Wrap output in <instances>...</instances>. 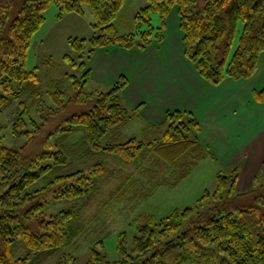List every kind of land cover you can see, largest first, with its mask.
Listing matches in <instances>:
<instances>
[{
	"label": "trees",
	"instance_id": "16d2710c",
	"mask_svg": "<svg viewBox=\"0 0 264 264\" xmlns=\"http://www.w3.org/2000/svg\"><path fill=\"white\" fill-rule=\"evenodd\" d=\"M148 1L135 21L138 28L143 22L150 28L123 35L114 21L125 0H0V112L17 102L12 132L25 139L19 148H8L0 127V264H43L54 255H59L57 264H80L79 257L64 251L80 233L73 224L75 211L49 215L46 208L50 199L91 194L109 170L102 155L128 163L155 156L174 172L180 170V179L207 157L201 124L187 110L168 112L167 127L162 133L154 131L160 134L154 140L125 138L122 128L134 114L121 101L124 78L108 91L90 92L87 70L80 78L70 74L55 81L44 92L39 67L28 69L27 62L52 4L59 19L68 13L84 15L89 6L96 34L69 38L79 57L86 53L88 40L89 53L111 44L148 45L154 30L151 13L160 12L165 23L177 5L185 54L198 64L202 77L219 84L227 77L249 79L257 72L264 53V0ZM157 36L163 37L161 32ZM64 58L77 64L71 54ZM254 98L264 102V87L254 90ZM237 180L236 172H219L214 193L207 190L197 207L176 209L161 219L140 217L130 249L128 234H119L121 259H109L95 244L86 264H264V183L235 194ZM204 203L208 207L197 211Z\"/></svg>",
	"mask_w": 264,
	"mask_h": 264
},
{
	"label": "rangeland",
	"instance_id": "374dc122",
	"mask_svg": "<svg viewBox=\"0 0 264 264\" xmlns=\"http://www.w3.org/2000/svg\"><path fill=\"white\" fill-rule=\"evenodd\" d=\"M148 3V0H125L114 21L120 34L150 28L146 22L138 24V28L135 21L137 13ZM85 11L84 15L68 13L59 19V9L52 4L45 12L46 20L33 38L27 62L28 69L39 67L44 92L52 90L55 81L70 74L80 78L87 70L90 71V79L86 89L90 92L108 91L124 78L127 83L120 90L121 101L134 117L122 128L123 135L146 141L154 140L157 135L160 136V131L164 132L168 112L184 111L195 105H198L197 110L204 108L199 103L207 93L204 91L198 95L196 91L195 79L202 75L198 64L185 54L177 5L171 8L165 23L160 12L151 13L150 22L154 30L153 40L148 45L142 47L137 44L128 48L111 44L97 47L89 53L91 44L88 40L86 53L79 57L71 49L69 38L90 39L96 34L88 5ZM159 32L162 39L157 36ZM237 43L238 36L231 55ZM66 54L74 57L75 66L65 60ZM82 62L85 63L83 66ZM67 86L71 87V84L68 82ZM16 113L17 102L0 112L3 145L8 148H19L25 142L12 132ZM149 127L151 130H147ZM158 129L159 132L155 133ZM210 133V156L200 160L183 179L179 177L180 170L174 172L173 166L155 156L128 163L117 156L102 155L100 160L109 170L91 194L81 199H50L48 202L46 210L49 215L65 209L75 211L73 224L80 228V233L64 251L79 257L80 264H86L91 258V248L96 244L109 259H121L117 249L120 233L128 234L130 249L140 217L152 215L161 219L176 209L197 207L199 198L207 190L214 193L219 172L228 176L234 172L238 174L235 194L260 187L264 183V134L256 133L246 140H243L244 134L238 138L230 135L215 144ZM228 133L235 135L233 130ZM252 139V151L240 146V143ZM36 149L37 145H34L33 150ZM240 150L246 151L247 155L237 156ZM213 154H217V158ZM208 205L204 203L196 209L204 210ZM196 216L197 212L191 219ZM101 241L103 244L99 243ZM58 257L54 255L43 264H57Z\"/></svg>",
	"mask_w": 264,
	"mask_h": 264
},
{
	"label": "crops",
	"instance_id": "0c3cea01",
	"mask_svg": "<svg viewBox=\"0 0 264 264\" xmlns=\"http://www.w3.org/2000/svg\"><path fill=\"white\" fill-rule=\"evenodd\" d=\"M195 83L198 95L204 91L207 93L199 103L204 108L197 110L198 105H195L187 111L192 112L201 124L200 142L207 157L210 156L209 152L212 149L209 143L210 132L211 140L215 144L230 135L238 138L244 134L243 140H246L256 133L264 134V102L256 101L254 98V90L264 87V54L260 57L258 71L249 79L227 77L221 83L213 84L200 77L195 79ZM229 130H233L235 135L228 133ZM251 131L252 133H249ZM253 141L254 139L240 143V146L252 151ZM236 154L239 157L247 155L246 151L242 150Z\"/></svg>",
	"mask_w": 264,
	"mask_h": 264
}]
</instances>
